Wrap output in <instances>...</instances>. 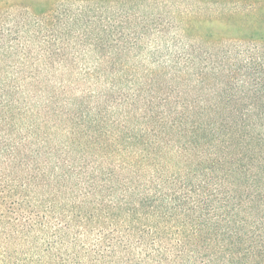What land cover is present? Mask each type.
Here are the masks:
<instances>
[{
	"label": "trees",
	"instance_id": "trees-1",
	"mask_svg": "<svg viewBox=\"0 0 264 264\" xmlns=\"http://www.w3.org/2000/svg\"><path fill=\"white\" fill-rule=\"evenodd\" d=\"M0 264H264V0H0Z\"/></svg>",
	"mask_w": 264,
	"mask_h": 264
}]
</instances>
